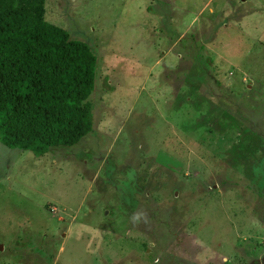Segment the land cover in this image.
<instances>
[{"label": "rangeland", "instance_id": "374dc122", "mask_svg": "<svg viewBox=\"0 0 264 264\" xmlns=\"http://www.w3.org/2000/svg\"><path fill=\"white\" fill-rule=\"evenodd\" d=\"M96 55L92 130L0 142V264H264V0H45Z\"/></svg>", "mask_w": 264, "mask_h": 264}, {"label": "trees", "instance_id": "16d2710c", "mask_svg": "<svg viewBox=\"0 0 264 264\" xmlns=\"http://www.w3.org/2000/svg\"><path fill=\"white\" fill-rule=\"evenodd\" d=\"M44 2L0 0V142L36 156L92 130L97 59L44 18Z\"/></svg>", "mask_w": 264, "mask_h": 264}, {"label": "water", "instance_id": "95a60500", "mask_svg": "<svg viewBox=\"0 0 264 264\" xmlns=\"http://www.w3.org/2000/svg\"><path fill=\"white\" fill-rule=\"evenodd\" d=\"M0 249H3V245L0 244Z\"/></svg>", "mask_w": 264, "mask_h": 264}]
</instances>
